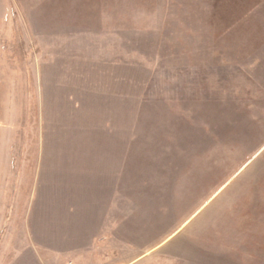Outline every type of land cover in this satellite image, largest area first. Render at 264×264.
<instances>
[{
	"label": "rangeland",
	"instance_id": "1",
	"mask_svg": "<svg viewBox=\"0 0 264 264\" xmlns=\"http://www.w3.org/2000/svg\"><path fill=\"white\" fill-rule=\"evenodd\" d=\"M0 264H264V0H0Z\"/></svg>",
	"mask_w": 264,
	"mask_h": 264
},
{
	"label": "trees",
	"instance_id": "2",
	"mask_svg": "<svg viewBox=\"0 0 264 264\" xmlns=\"http://www.w3.org/2000/svg\"><path fill=\"white\" fill-rule=\"evenodd\" d=\"M147 71H145L144 69H142V71H140V73L142 74V75H140L142 78H146V79H148V74L146 73ZM124 76V78H126V75H123ZM139 90H140V88H139ZM137 91L136 92V94H138V97H134V98H139L138 100L140 101V100H144V95H142V93H141V91ZM142 95V96H141ZM140 96V97H139ZM135 106V105H134ZM137 106V105H136ZM179 106V105H178ZM140 109H145L144 108V105H142V106H138ZM177 111V110H176ZM175 111V112H176ZM176 113H178V114H180V115H182V113L180 112V111H177ZM187 118V117H186Z\"/></svg>",
	"mask_w": 264,
	"mask_h": 264
},
{
	"label": "crops",
	"instance_id": "3",
	"mask_svg": "<svg viewBox=\"0 0 264 264\" xmlns=\"http://www.w3.org/2000/svg\"><path fill=\"white\" fill-rule=\"evenodd\" d=\"M88 214V213H87ZM91 214V216H92V218H95L96 219V225H97V223L100 221V218H101V214L102 213H90ZM86 216V215H85ZM87 217V216H86ZM53 218H55V219H53V220H51L52 221V223H54L55 225H56V222L57 221H54V220H61L59 217H53ZM62 221V220H61ZM95 225V226H96ZM93 227V228H96V227ZM97 226H99V225H97ZM97 228H99V227H97ZM98 232H99V229H98Z\"/></svg>",
	"mask_w": 264,
	"mask_h": 264
}]
</instances>
